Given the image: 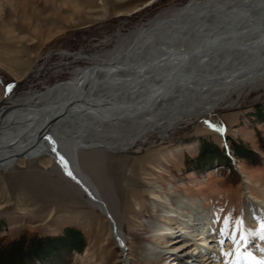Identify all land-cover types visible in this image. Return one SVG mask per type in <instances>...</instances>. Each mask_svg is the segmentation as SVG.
I'll list each match as a JSON object with an SVG mask.
<instances>
[{"label":"bare ground","instance_id":"obj_1","mask_svg":"<svg viewBox=\"0 0 264 264\" xmlns=\"http://www.w3.org/2000/svg\"><path fill=\"white\" fill-rule=\"evenodd\" d=\"M62 55L90 65L45 91H13L0 100V168L47 158L66 185L109 220L111 238L129 264L114 193L119 173L107 170L105 157L97 154L165 140L214 110L264 91V0H191L105 39L100 53ZM247 197L245 216L260 222L264 200ZM154 198L151 206L161 205L166 218L147 221L157 246L145 245L142 261L156 264L172 254L179 264L250 262L241 255L243 244L239 253L237 246L221 252L214 215L198 199ZM176 215L181 229L170 226ZM257 232L261 249L264 239ZM188 248L189 259L183 253Z\"/></svg>","mask_w":264,"mask_h":264},{"label":"rangeland","instance_id":"obj_2","mask_svg":"<svg viewBox=\"0 0 264 264\" xmlns=\"http://www.w3.org/2000/svg\"><path fill=\"white\" fill-rule=\"evenodd\" d=\"M149 1L0 0V100L13 91H45L70 80L74 69L90 63L62 53H100L105 39L191 0H155L145 6ZM97 156L105 157L107 170L119 173L114 193L129 264H148L141 258L143 248L148 243L157 246L147 221L165 222V216L161 205L151 206L155 195L166 203L174 196L198 199L203 210L214 215L221 252L232 253L243 244L241 255L248 261L264 260L257 238L264 219L252 223L245 216L248 195L264 200V91L252 92L234 107L214 110L165 140L154 138L127 152ZM170 219V226L181 229L180 222L175 224L177 215ZM237 220L246 236L239 245L233 243L234 234L239 240ZM22 238L28 249L41 239L63 240L56 252L52 244H43L48 254L33 256L28 264H124L109 220L67 186L47 158L0 168V242ZM192 250L183 251L188 259ZM154 263L179 264L172 254Z\"/></svg>","mask_w":264,"mask_h":264},{"label":"trees","instance_id":"obj_3","mask_svg":"<svg viewBox=\"0 0 264 264\" xmlns=\"http://www.w3.org/2000/svg\"><path fill=\"white\" fill-rule=\"evenodd\" d=\"M203 152V151H202ZM62 238H54L52 240L41 239L40 242L36 244V246L28 247V241L24 238L13 242L11 244H5L2 241L0 242V264H28V261L33 258V256L36 257H43L48 254V250L43 248V244L50 243L52 252H56L57 250L54 249L56 245L60 244L62 242ZM79 242V241H78ZM76 245V244H75ZM42 246V247H41ZM27 248V249H26ZM28 251L27 254L24 256V251ZM37 253V254H36ZM35 254V255H33ZM42 259V258H41Z\"/></svg>","mask_w":264,"mask_h":264},{"label":"snow or ice","instance_id":"obj_4","mask_svg":"<svg viewBox=\"0 0 264 264\" xmlns=\"http://www.w3.org/2000/svg\"><path fill=\"white\" fill-rule=\"evenodd\" d=\"M11 87H12L11 85L8 86L9 89ZM53 151H55V149H53ZM61 159L63 160V158H61ZM65 167H66V165H65ZM68 175L71 176L72 173L68 172ZM227 224H228V221L225 220V225L227 226ZM236 225H237V229H238L239 240L236 239V235L234 234L233 235V243L239 245L240 242H243L246 239V236H245V232H244L243 227H242V222L237 220ZM260 233H261V238L264 239V222H262L260 225ZM221 234L222 235L225 234L224 229L221 230ZM236 251H237V253H239V247L238 246H237ZM250 255L251 254H249V256ZM230 264H242V262L239 259H237L235 261H230ZM249 264H264V261H257L255 259V257H252Z\"/></svg>","mask_w":264,"mask_h":264}]
</instances>
